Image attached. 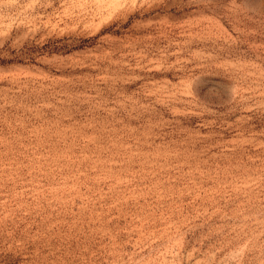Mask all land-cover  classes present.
Here are the masks:
<instances>
[{"label":"rangeland","instance_id":"obj_1","mask_svg":"<svg viewBox=\"0 0 264 264\" xmlns=\"http://www.w3.org/2000/svg\"><path fill=\"white\" fill-rule=\"evenodd\" d=\"M0 264H264V0H0Z\"/></svg>","mask_w":264,"mask_h":264}]
</instances>
